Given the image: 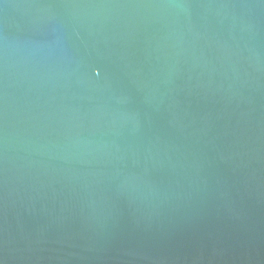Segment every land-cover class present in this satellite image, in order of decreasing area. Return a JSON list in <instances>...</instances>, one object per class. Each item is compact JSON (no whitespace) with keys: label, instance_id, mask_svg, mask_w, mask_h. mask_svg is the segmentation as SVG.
<instances>
[{"label":"water","instance_id":"obj_1","mask_svg":"<svg viewBox=\"0 0 264 264\" xmlns=\"http://www.w3.org/2000/svg\"><path fill=\"white\" fill-rule=\"evenodd\" d=\"M0 264H264V0H0Z\"/></svg>","mask_w":264,"mask_h":264}]
</instances>
